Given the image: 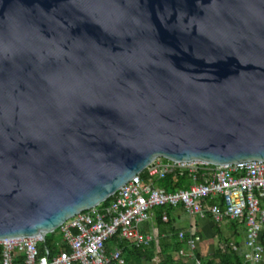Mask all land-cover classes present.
<instances>
[{
	"label": "water",
	"instance_id": "water-1",
	"mask_svg": "<svg viewBox=\"0 0 264 264\" xmlns=\"http://www.w3.org/2000/svg\"><path fill=\"white\" fill-rule=\"evenodd\" d=\"M157 158L264 162V0H0V239Z\"/></svg>",
	"mask_w": 264,
	"mask_h": 264
},
{
	"label": "built area",
	"instance_id": "built-area-1",
	"mask_svg": "<svg viewBox=\"0 0 264 264\" xmlns=\"http://www.w3.org/2000/svg\"><path fill=\"white\" fill-rule=\"evenodd\" d=\"M172 169L189 172L190 186L169 191L157 186L155 181ZM109 198L108 205L104 201L58 228L68 249L56 256H51L47 249L39 256L38 243L44 241L39 236L2 238L0 264H127L122 249L107 251L106 243L120 235L138 247L150 246L153 235L143 232L141 226L151 219L157 206H183L191 215H210L216 221L243 220L247 226L246 260L256 264L264 256L260 241L264 232V162L214 165L157 158ZM163 219L168 220V215ZM179 235L184 237L185 233ZM188 242V251L181 253L193 258L196 264H204L195 251L196 238Z\"/></svg>",
	"mask_w": 264,
	"mask_h": 264
},
{
	"label": "crops",
	"instance_id": "crops-1",
	"mask_svg": "<svg viewBox=\"0 0 264 264\" xmlns=\"http://www.w3.org/2000/svg\"><path fill=\"white\" fill-rule=\"evenodd\" d=\"M143 177L146 178L147 173H144ZM168 207L169 213H163V216L168 215V220L160 219L155 207L151 219L141 226L143 232L153 235L150 246L138 247L129 240L131 248L135 246L146 253L141 258L140 252L132 253L134 264H196L193 258L181 253L182 250L188 251V241L191 238H196L195 251L204 264H252L245 258L248 249L245 221L229 218L216 221L210 215H191L183 206ZM180 232H184L185 236L181 237ZM260 241L264 246V232ZM233 246L238 249H232ZM116 247L118 246H113L111 250ZM123 254L127 255L126 252ZM169 259L173 260V263ZM256 264H264V256Z\"/></svg>",
	"mask_w": 264,
	"mask_h": 264
},
{
	"label": "trees",
	"instance_id": "trees-1",
	"mask_svg": "<svg viewBox=\"0 0 264 264\" xmlns=\"http://www.w3.org/2000/svg\"><path fill=\"white\" fill-rule=\"evenodd\" d=\"M191 176L189 172L187 171H180L179 169H172L170 170L166 176L162 179L157 180L156 185L163 188L164 190H175L177 188H186L190 186L191 184ZM111 202V198H108L105 201V205H108ZM156 212L159 214L160 219L163 218V213H169L170 207L168 206H159L155 208ZM61 232L59 229L52 233H48L46 235V239L44 241H40L38 243V253L39 256L46 253V250L48 249L50 251L51 256H56L58 253H60L63 250H66L69 248V246L65 243H63V234L59 233ZM130 241L128 239H125L121 237L120 235H116L112 237L107 243V251H110L113 246L121 247L127 255H124L126 258L127 264H134V261H132V253H135L136 251L140 252V258L143 255H146L145 252L142 251L141 248H136L135 246L131 248L129 246ZM133 249V250H132ZM131 251V252H130ZM2 253H3V247L0 246V262L2 259ZM137 253V254H138ZM172 263L173 260L169 259ZM75 264H80L79 262H76ZM186 264V263H183ZM207 264H214L213 262H209Z\"/></svg>",
	"mask_w": 264,
	"mask_h": 264
},
{
	"label": "rangeland",
	"instance_id": "rangeland-1",
	"mask_svg": "<svg viewBox=\"0 0 264 264\" xmlns=\"http://www.w3.org/2000/svg\"><path fill=\"white\" fill-rule=\"evenodd\" d=\"M163 159H165V158H163Z\"/></svg>",
	"mask_w": 264,
	"mask_h": 264
}]
</instances>
